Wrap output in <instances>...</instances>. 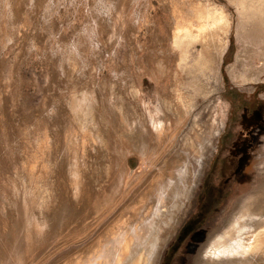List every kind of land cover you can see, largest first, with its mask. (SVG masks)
<instances>
[{
  "label": "rangeland",
  "instance_id": "1",
  "mask_svg": "<svg viewBox=\"0 0 264 264\" xmlns=\"http://www.w3.org/2000/svg\"><path fill=\"white\" fill-rule=\"evenodd\" d=\"M196 1L0 0V264H83L152 212L154 264H216L264 213V0H213L214 49L176 31Z\"/></svg>",
  "mask_w": 264,
  "mask_h": 264
},
{
  "label": "bare ground",
  "instance_id": "2",
  "mask_svg": "<svg viewBox=\"0 0 264 264\" xmlns=\"http://www.w3.org/2000/svg\"><path fill=\"white\" fill-rule=\"evenodd\" d=\"M179 24H177V27H176L177 32L183 34L184 37H186L185 35L190 34L189 36H192L191 40L192 39L199 40L202 42L203 47H205V46L206 47H213V49H214V47L222 46L221 44H223V43L225 44L226 38H227L228 33L230 31V28H231V21L229 19V15H228L227 11L225 10V8L222 5L216 3L213 0H197L196 4L195 5L193 4V6H192L190 18L187 21H185V22L183 21V23H179ZM177 40H176V42H177ZM184 58L182 57L181 59H184ZM181 59H180V61H182ZM199 61H200V59H199ZM143 146L145 147L146 143H144ZM177 170H175V171H177ZM181 172H183V171H181ZM181 172H180V174H181ZM172 176H173V174H172ZM164 182H165V180L163 181V183ZM159 184H161V183H159ZM165 184L166 183H164V185ZM190 184H192V183H190ZM166 185H168V184H166ZM188 185H189V183H188ZM157 187H159V186H157ZM192 187H188L187 190L186 189H184V190H186L187 193H189V191H191ZM161 188L162 187H160V189ZM163 188L161 190H163ZM156 191H158V188ZM186 191H185V193H186ZM176 196L178 197V193ZM183 197H185V196H183ZM160 201H162V200H160ZM254 207L246 209L244 211V213L234 221V223L232 224L233 227L231 229V232H229L228 236H226L225 238L222 239V241L220 242V245L215 248V252L212 251L213 254L211 256V259L216 264H243V263L264 264V213L263 212L261 213L262 210L260 212L257 211ZM142 208L143 207H141V209ZM137 210H139V209H137ZM152 210H153V208H152ZM154 210H155V208H154ZM152 213L147 215L145 217V219H143V220L141 218L138 219L137 221H139L141 223H136L137 225L134 224V226H133L134 228H132V229H131V226L129 227L130 224L126 223V224H129L128 225L129 229H126V227H125V229L120 227V229L118 231L114 230L113 231L114 233L111 235L110 240H109L110 244L107 246L106 245L104 246L101 244L104 247L102 249L99 248L101 250H99L96 253V258H99V260L93 261V259H96V258H92L91 256H88L89 258L91 257L92 261H93V262H91V261H89V262H91V264L92 263L93 264H154V261H155L156 256H157L158 248H159V241H158L159 239L157 237V234L151 235V237L149 238L148 236H144L146 231H143L144 232L143 234L141 232L147 226V224H148L147 221H148L149 217L151 218L153 216L154 213L153 214ZM136 214H138V212L135 211V215ZM156 216H157V214H156ZM129 219H131V217ZM127 221L129 222V220H127ZM127 221L124 220V222H127ZM124 222H122V223H124ZM155 223H154V225H155ZM120 225H122V224H120ZM141 225H143V226L146 225V226L144 228L142 226L141 228H143V229H141V228H139ZM147 227H151V226H147ZM114 228H116V227H114ZM117 228H116V230H117ZM148 229H146L147 233H149ZM106 241H107V239H106ZM144 243H147L146 247H144ZM103 244H105V243H103ZM94 253H95V250H94ZM107 253L111 254L110 255L111 257H114V260L113 261L111 260L112 262L111 261L109 262L108 260L106 261L105 260L106 257H105V259H103L102 256L106 255ZM106 256H108V255H106ZM88 257H87V259H88ZM87 259H86V261L82 260V259L81 260H82V262L85 261L87 263ZM77 261L75 263L79 264L80 262L77 263ZM85 262H83V264Z\"/></svg>",
  "mask_w": 264,
  "mask_h": 264
}]
</instances>
